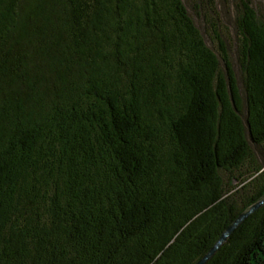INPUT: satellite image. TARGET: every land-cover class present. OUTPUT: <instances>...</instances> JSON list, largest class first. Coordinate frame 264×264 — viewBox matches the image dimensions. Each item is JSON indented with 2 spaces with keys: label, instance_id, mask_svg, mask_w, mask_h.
I'll list each match as a JSON object with an SVG mask.
<instances>
[{
  "label": "trees",
  "instance_id": "obj_1",
  "mask_svg": "<svg viewBox=\"0 0 264 264\" xmlns=\"http://www.w3.org/2000/svg\"><path fill=\"white\" fill-rule=\"evenodd\" d=\"M184 0H0V264H195L264 197V14L235 69ZM206 264H264V205Z\"/></svg>",
  "mask_w": 264,
  "mask_h": 264
},
{
  "label": "rangeland",
  "instance_id": "obj_2",
  "mask_svg": "<svg viewBox=\"0 0 264 264\" xmlns=\"http://www.w3.org/2000/svg\"><path fill=\"white\" fill-rule=\"evenodd\" d=\"M253 5L257 8L258 13L264 14V0H251ZM187 5V9L192 17L195 19L196 24L199 26L200 30L203 32L207 43L217 50V42L214 39V32L212 30L211 24L209 23V18L205 14L204 10H200L196 7L195 0H184ZM216 11L218 17L221 21L220 28L226 36V39L230 45L232 57L235 61V69L240 75L239 64L236 58L237 49V30H236V0H215Z\"/></svg>",
  "mask_w": 264,
  "mask_h": 264
},
{
  "label": "water",
  "instance_id": "obj_3",
  "mask_svg": "<svg viewBox=\"0 0 264 264\" xmlns=\"http://www.w3.org/2000/svg\"><path fill=\"white\" fill-rule=\"evenodd\" d=\"M263 205L264 197L256 201L254 204L252 203L249 205L229 226L226 227L225 231L222 232L221 236L218 240H216L209 252L204 254L195 264H206V262L209 261L210 258L219 250L221 245L224 244L226 240H228L237 226H240L251 213L253 214Z\"/></svg>",
  "mask_w": 264,
  "mask_h": 264
}]
</instances>
